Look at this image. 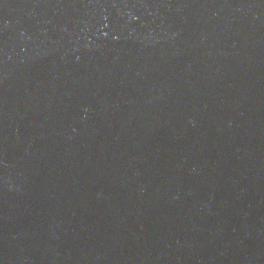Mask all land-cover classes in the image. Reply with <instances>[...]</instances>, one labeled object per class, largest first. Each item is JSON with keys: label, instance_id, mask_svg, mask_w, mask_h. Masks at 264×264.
Instances as JSON below:
<instances>
[{"label": "water", "instance_id": "95a60500", "mask_svg": "<svg viewBox=\"0 0 264 264\" xmlns=\"http://www.w3.org/2000/svg\"><path fill=\"white\" fill-rule=\"evenodd\" d=\"M0 264H264V0H0Z\"/></svg>", "mask_w": 264, "mask_h": 264}]
</instances>
